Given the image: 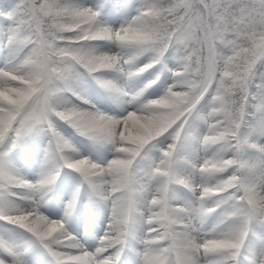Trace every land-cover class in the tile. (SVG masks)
Instances as JSON below:
<instances>
[{
    "label": "snow or ice",
    "instance_id": "6c2138e0",
    "mask_svg": "<svg viewBox=\"0 0 264 264\" xmlns=\"http://www.w3.org/2000/svg\"><path fill=\"white\" fill-rule=\"evenodd\" d=\"M129 7L127 0L119 10ZM99 8L81 0H16L0 27V46L8 56L0 66V220L24 229L23 245L0 237V264H24V253L40 246L55 264H119L135 216L146 224L139 264H264L243 249L254 224L264 225V0H143L118 27L100 19ZM109 41L120 51H99L93 42ZM178 67L164 63L168 50ZM147 55V62L141 57ZM161 66L154 79L129 92L104 72L128 79ZM83 69L106 91L137 104L123 115L95 106L58 104L74 71ZM172 82L162 95L140 102L164 71ZM73 95H77L73 93ZM207 100V112L199 105ZM67 122L81 136L110 145L111 159L98 163L77 149L54 125ZM198 119L203 130L193 126ZM34 131L49 134L46 170L35 182L17 174L8 153ZM168 143L161 146L160 139ZM216 151L196 163L181 156L187 145ZM157 150L156 156L150 155ZM148 165L139 173L138 163ZM184 161L192 171L183 175ZM67 167L81 185L64 216L52 219L38 201L23 208L11 203L22 193L51 191ZM214 178L196 183L194 177ZM110 204V219L100 245L89 251L66 229L81 187ZM192 194L175 203V187ZM214 202L209 207L208 201ZM224 207L227 230L198 238V222Z\"/></svg>",
    "mask_w": 264,
    "mask_h": 264
},
{
    "label": "rangeland",
    "instance_id": "374dc122",
    "mask_svg": "<svg viewBox=\"0 0 264 264\" xmlns=\"http://www.w3.org/2000/svg\"><path fill=\"white\" fill-rule=\"evenodd\" d=\"M81 2L91 5L94 8H99L101 12V21L114 27H118L121 23L125 22L127 19H130L131 16L136 14V9L140 6L143 0H127L129 7L124 10H119V6L122 5L125 0H81ZM15 3L16 0H0V11L11 10ZM7 24L8 21L3 17H0V27H3ZM0 35H2V32H0ZM93 43L99 51H120L118 45L109 41H96ZM178 55L179 54L175 49L170 48L165 55L164 63H166L169 68H177L178 60L176 59V57ZM7 56L8 49L0 46V66H3L4 60ZM147 59L148 57L147 55H145L144 57H141L140 62H147ZM160 70L161 66L157 65L155 68L150 69L149 71L141 74L139 77L133 79H128L123 74L115 71H108L106 73L104 72L106 76L104 73H102V75L105 79L115 81L118 84H120V82L116 81V79L119 76L123 75L126 79V83L129 86L135 87V91H138L148 80L154 79L156 73L160 72ZM258 71H264V66L259 68ZM171 82L172 80L170 77V73L165 70L161 74L160 79L156 82V84L148 88L144 92L143 96L140 97V102L143 103L148 99L156 98L159 95H162L166 90L168 84H170ZM68 89L69 91L60 93L56 97V102L58 104L76 105L78 107L85 108L84 106L78 105L74 102V99H77L82 103H86L89 105H92L91 103H94L100 110L110 115H123L126 112L133 110L135 107H138L137 104L128 103L131 107H126L122 112L120 111L117 113V108L121 104L116 101L114 93H110L101 88L96 83V81L83 69L74 71L71 74L68 80ZM73 93H76L77 95H73ZM85 109H92V106L91 108ZM199 110L201 112H207V100L201 102V104L199 105ZM54 125L57 130L60 131L62 135H64L73 144V146L77 149L78 155L88 156L98 163H104L113 157L114 152H109V150H112V147L110 145H106L100 142H94L89 140L87 137L81 136L74 128L71 127V125L58 118L54 120ZM193 126L203 130V125L198 119H195L193 121ZM65 127L69 128L71 131L66 132L67 129ZM49 138V134L44 131H34L26 136L23 139L21 145L12 149V151L8 153L7 161L12 169L24 179L33 182L38 180L41 176V173L46 170V150L48 148ZM167 143V138L162 137L160 139L161 146ZM215 151V146L204 149L199 145L193 146L191 144H187L181 149V156L187 157L193 162L199 163L204 158L211 156ZM157 154L158 152L155 149L152 151V153H150V155L152 156H156ZM24 162H26V165H24ZM147 165V160H141L138 163V174H142ZM178 171L183 175H187L192 171V169L188 163L181 161L178 167ZM194 180L196 183H215L214 178H203L200 176H196L194 177ZM55 184L56 186L54 187ZM55 184L51 186V191H48L47 189L32 193L24 191L22 195L30 198H13V200L10 202L26 209L33 206V201H38L47 209H49V207H54L53 203L57 202L58 206L54 208H56V210L58 209V215L52 216L48 215L46 212V214H44L52 219H61L64 216L67 202L69 201V199H71L72 194L76 190V188L81 185V177L74 170L65 167L64 170H61ZM175 195V203L181 205H185L188 201L193 199L192 194L181 186L175 187ZM52 197L54 198V200ZM77 201L80 203L81 207L77 209L76 204L75 208L72 211L81 210L82 213H84L85 211H89L88 217H90V223L84 221L87 217L86 216L82 220L79 219L77 222L74 221L73 228L66 227V229L70 233L75 235L79 239L80 243L82 236H89L90 233H93L94 231V234H92L93 236L90 238L91 240L89 245H83L89 251H94L100 245V237L103 236L107 228L110 219V204L98 197L92 196L86 186L81 187ZM208 206H214V202L209 200ZM224 207L225 206H222L221 208L217 209L215 213L208 215L214 225H216V223L218 222L217 228L211 226L210 224H205V222L203 223V221L198 222V231L195 233L198 238H205L207 236H210L214 230H227L228 227L234 226L227 224V222L221 223V221L223 220L222 213L224 211ZM41 209L42 208L40 207V210ZM41 211L44 212L43 209ZM134 218L130 221L129 224L130 234L128 237V245L125 247L123 253L121 254L119 264H133V259L139 260V257L136 256V251H140L143 249L142 240L145 236L147 226L144 223L142 217L135 216ZM68 223L69 218H67L65 226H67ZM95 226L96 228H98V230H92L95 228ZM29 236L30 234H28L19 226L8 224L7 222L0 220V237H3L10 242L23 245L24 242L29 238ZM43 251L44 250L38 245L30 247L28 251L24 253V264H27V262H29L30 264L40 263L41 256H43ZM243 251L246 254H255L256 256L264 253V225L254 224L252 226V231L247 237ZM27 257L29 258V261L27 260ZM240 264H249L248 260L245 259L243 255L240 257Z\"/></svg>",
    "mask_w": 264,
    "mask_h": 264
},
{
    "label": "bare ground",
    "instance_id": "6f19581e",
    "mask_svg": "<svg viewBox=\"0 0 264 264\" xmlns=\"http://www.w3.org/2000/svg\"><path fill=\"white\" fill-rule=\"evenodd\" d=\"M106 73V72H105ZM104 73V74H105ZM105 76H106V74H105ZM109 76H110V74H109ZM127 90L129 91V92H134V90L131 88V89H129V88H127ZM128 103V102H127ZM92 104V107L93 106H95V107H97V105L96 104H94V103H91ZM130 105H128V104H121L118 108H117V113L118 112H122L123 110H124V108H126V107H129ZM131 107V106H130ZM116 110V109H115ZM126 111V110H125ZM124 113V112H123ZM57 126V125H56ZM58 127V126H57ZM59 128V127H58ZM66 128V127H65ZM67 130L69 129V128H66ZM162 141V140H161ZM25 150H26V148H25ZM44 164V163H43ZM26 165V164H25ZM44 166V165H43ZM45 166H46V163H45ZM42 167V166H41ZM65 168H63L62 170H64ZM39 205H40V207L43 209V213H47L48 215H58V213L59 212H57V210L55 209L54 210V208L53 209H47V208H45V206H43L41 203H39ZM41 209V210H42ZM45 213V214H46ZM103 218V217H102ZM101 219V218H100ZM135 219V218H134ZM100 227V226H99ZM132 227V226H131ZM131 229V228H130ZM92 230H98V228H96V226H95V228L94 229H92ZM254 232V231H253ZM204 233V232H203ZM92 234H94V231H93V233H90V235L89 236H83V238L81 239V244L82 245H84V246H87V245H89V243H90V238L93 236ZM201 236V235H200ZM100 243V242H99ZM31 256V255H30ZM27 260L29 261V258L27 257ZM132 263L133 264H139V260H137V259H133L132 260ZM27 264H30L29 262H27Z\"/></svg>",
    "mask_w": 264,
    "mask_h": 264
}]
</instances>
